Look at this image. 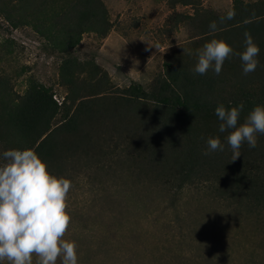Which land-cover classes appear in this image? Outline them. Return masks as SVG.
<instances>
[{
	"label": "trees",
	"instance_id": "obj_1",
	"mask_svg": "<svg viewBox=\"0 0 264 264\" xmlns=\"http://www.w3.org/2000/svg\"><path fill=\"white\" fill-rule=\"evenodd\" d=\"M177 3L196 6L193 13H178L192 28L187 57L167 62L152 90L133 82L109 97L108 73L75 55L84 34L103 38L110 33L113 22L104 0H0V16L10 26L32 28L48 53L61 56V85L67 88L62 103L53 87L38 79H30L23 93L15 90L12 76L1 67L14 53L15 41L0 40V147L3 152L31 149L51 174L71 178L72 171L86 168L97 147L98 153L110 155L118 147H110L113 139L130 132L131 139L125 140L137 151H129V157L145 164L147 173L169 178L160 186L173 187L176 194L198 176L214 183L227 204L264 217V134L257 135L255 148L245 142L241 156L232 161L228 132H219L215 114L221 104L231 109L243 103V123L255 106H264V0H234L225 13L204 8L201 0ZM213 22L215 31L210 29ZM245 32L260 49L254 72L244 75L237 55L225 60L219 75L193 72L204 44L223 40L240 53L246 47ZM83 72L87 76L80 80ZM136 111L140 121L125 119ZM209 137H219L224 150L204 155Z\"/></svg>",
	"mask_w": 264,
	"mask_h": 264
},
{
	"label": "rangeland",
	"instance_id": "obj_2",
	"mask_svg": "<svg viewBox=\"0 0 264 264\" xmlns=\"http://www.w3.org/2000/svg\"><path fill=\"white\" fill-rule=\"evenodd\" d=\"M104 1L113 22L110 33L103 38L84 34L75 55L108 73L109 97L133 82L152 90L165 75L167 62L189 54L192 28L178 13H193L196 6L174 0ZM233 1L201 3L225 13ZM7 38L15 41L14 53L1 67L12 76L15 90L23 93L30 79H38L52 86L62 103L67 88L61 85V56L48 53L32 28H13L0 16V40ZM84 76L86 72L80 80ZM138 115L131 112L125 119L140 121ZM125 139H131L130 132L113 139L110 147H118L110 155L98 153L97 147L86 168L68 178L71 221L64 239L78 245V264H264L263 216L227 204L214 183L198 176L176 194L173 187L160 186L169 178L147 173L141 160L143 168L129 157V151L137 150Z\"/></svg>",
	"mask_w": 264,
	"mask_h": 264
},
{
	"label": "clouds",
	"instance_id": "obj_3",
	"mask_svg": "<svg viewBox=\"0 0 264 264\" xmlns=\"http://www.w3.org/2000/svg\"><path fill=\"white\" fill-rule=\"evenodd\" d=\"M231 18V17H229ZM210 29L216 30L215 22ZM245 50L234 53L223 40L212 39L197 50L195 74L209 70L219 75L226 59L239 56L243 74L254 72L259 64L260 49L250 33L245 32ZM158 48L159 46H155ZM243 103L226 109L219 105L215 114L221 121L219 132H228L227 143L232 150V161L241 156V146H257V135L264 134V106H255L243 123H239ZM195 121V120H194ZM193 121V122H194ZM203 153L223 151L219 137H209ZM0 164V262L8 264H78V245L64 239L71 216L66 211L67 197L72 182L51 174L47 164L31 149H11L3 152Z\"/></svg>",
	"mask_w": 264,
	"mask_h": 264
}]
</instances>
